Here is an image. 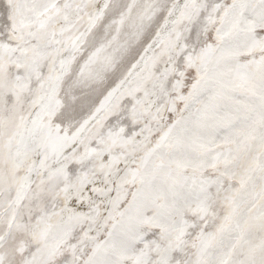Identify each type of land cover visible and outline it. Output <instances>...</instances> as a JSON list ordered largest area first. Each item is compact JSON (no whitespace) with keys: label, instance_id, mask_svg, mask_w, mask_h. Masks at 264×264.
<instances>
[{"label":"snow or ice","instance_id":"snow-or-ice-1","mask_svg":"<svg viewBox=\"0 0 264 264\" xmlns=\"http://www.w3.org/2000/svg\"><path fill=\"white\" fill-rule=\"evenodd\" d=\"M0 264H264V0H0Z\"/></svg>","mask_w":264,"mask_h":264}]
</instances>
